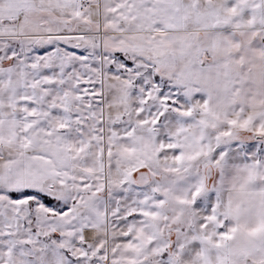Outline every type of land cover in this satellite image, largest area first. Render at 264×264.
Returning a JSON list of instances; mask_svg holds the SVG:
<instances>
[{
    "label": "snow or ice",
    "instance_id": "6c2138e0",
    "mask_svg": "<svg viewBox=\"0 0 264 264\" xmlns=\"http://www.w3.org/2000/svg\"><path fill=\"white\" fill-rule=\"evenodd\" d=\"M0 264H264V0H0Z\"/></svg>",
    "mask_w": 264,
    "mask_h": 264
}]
</instances>
